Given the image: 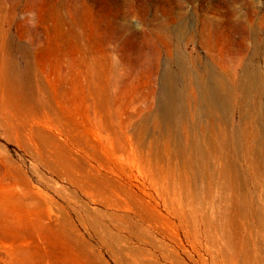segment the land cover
<instances>
[{
    "label": "rangeland",
    "instance_id": "rangeland-1",
    "mask_svg": "<svg viewBox=\"0 0 264 264\" xmlns=\"http://www.w3.org/2000/svg\"><path fill=\"white\" fill-rule=\"evenodd\" d=\"M0 264H264V0H0Z\"/></svg>",
    "mask_w": 264,
    "mask_h": 264
},
{
    "label": "bare ground",
    "instance_id": "bare-ground-1",
    "mask_svg": "<svg viewBox=\"0 0 264 264\" xmlns=\"http://www.w3.org/2000/svg\"><path fill=\"white\" fill-rule=\"evenodd\" d=\"M59 7H56V10L58 11ZM5 41V40H4ZM9 57V56H8ZM10 60V59H9ZM11 61V60H10ZM13 63V62H12ZM15 65V64H14ZM3 68V66H2ZM16 69V68H15ZM19 73V72H18ZM18 75V74H17Z\"/></svg>",
    "mask_w": 264,
    "mask_h": 264
}]
</instances>
